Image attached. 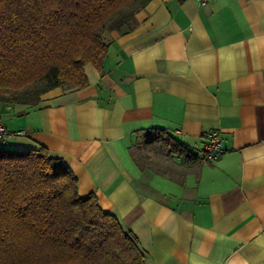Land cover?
<instances>
[{"label": "crops", "instance_id": "obj_1", "mask_svg": "<svg viewBox=\"0 0 264 264\" xmlns=\"http://www.w3.org/2000/svg\"><path fill=\"white\" fill-rule=\"evenodd\" d=\"M135 19L106 33L88 87L0 105V147L61 159L144 264H264V0H150ZM148 129L198 159L218 131L222 154L181 178L140 171L128 149Z\"/></svg>", "mask_w": 264, "mask_h": 264}, {"label": "trees", "instance_id": "obj_2", "mask_svg": "<svg viewBox=\"0 0 264 264\" xmlns=\"http://www.w3.org/2000/svg\"><path fill=\"white\" fill-rule=\"evenodd\" d=\"M149 1L0 0V105L35 106L54 88L88 87L85 66L101 72L108 51L102 31L133 29ZM128 153L140 171L173 178L201 165L160 129L142 131ZM0 264H144V254L94 194L78 196L61 159L43 147H0Z\"/></svg>", "mask_w": 264, "mask_h": 264}, {"label": "built area", "instance_id": "obj_3", "mask_svg": "<svg viewBox=\"0 0 264 264\" xmlns=\"http://www.w3.org/2000/svg\"><path fill=\"white\" fill-rule=\"evenodd\" d=\"M198 3L203 6L206 5L209 0H197ZM1 116V107H0ZM17 135H23L24 133L18 132ZM8 137V132L2 125L0 120V141L3 142ZM221 135L218 131H210L204 136V153L199 159L201 164H211L218 160L222 154L221 148Z\"/></svg>", "mask_w": 264, "mask_h": 264}, {"label": "rangeland", "instance_id": "obj_4", "mask_svg": "<svg viewBox=\"0 0 264 264\" xmlns=\"http://www.w3.org/2000/svg\"><path fill=\"white\" fill-rule=\"evenodd\" d=\"M106 33H107V31H102V38H103L105 41H106V37H107V36H106ZM106 42H107V41H106ZM89 66L92 67L91 65H86V66H85V68H84L85 73H86V68L89 67ZM92 68H94V67H92ZM94 69H95V68H94ZM95 70H96V69H95ZM96 71H97V70H96ZM86 75H87V74H86ZM87 78H88V77H87ZM63 89H64V90H65V89L72 90L73 88H71L70 86H66V87H64ZM0 143H1V141H0Z\"/></svg>", "mask_w": 264, "mask_h": 264}]
</instances>
